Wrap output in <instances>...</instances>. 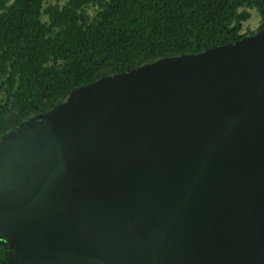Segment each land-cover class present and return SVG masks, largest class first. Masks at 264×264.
I'll use <instances>...</instances> for the list:
<instances>
[{"label": "water", "instance_id": "1", "mask_svg": "<svg viewBox=\"0 0 264 264\" xmlns=\"http://www.w3.org/2000/svg\"><path fill=\"white\" fill-rule=\"evenodd\" d=\"M0 240L8 264H264V28L1 135Z\"/></svg>", "mask_w": 264, "mask_h": 264}, {"label": "trees", "instance_id": "2", "mask_svg": "<svg viewBox=\"0 0 264 264\" xmlns=\"http://www.w3.org/2000/svg\"><path fill=\"white\" fill-rule=\"evenodd\" d=\"M61 1L0 0V136L102 76L264 28V0ZM253 9L259 26L241 33Z\"/></svg>", "mask_w": 264, "mask_h": 264}, {"label": "rangeland", "instance_id": "3", "mask_svg": "<svg viewBox=\"0 0 264 264\" xmlns=\"http://www.w3.org/2000/svg\"><path fill=\"white\" fill-rule=\"evenodd\" d=\"M65 0H62L60 4L64 3ZM89 13H92V9L87 10ZM251 17L246 22L242 23V30L241 33H245L248 31L255 30L258 28L260 24V18L256 10H250ZM43 20H46V18L43 17Z\"/></svg>", "mask_w": 264, "mask_h": 264}]
</instances>
